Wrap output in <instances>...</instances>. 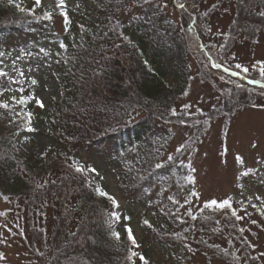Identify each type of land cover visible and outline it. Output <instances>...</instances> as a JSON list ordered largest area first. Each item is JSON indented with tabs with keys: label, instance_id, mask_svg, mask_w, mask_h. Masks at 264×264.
<instances>
[{
	"label": "trees",
	"instance_id": "1",
	"mask_svg": "<svg viewBox=\"0 0 264 264\" xmlns=\"http://www.w3.org/2000/svg\"><path fill=\"white\" fill-rule=\"evenodd\" d=\"M57 2L48 0L35 8L34 0H0V61L5 63L9 54L50 55L57 66L59 96L51 98L49 109L33 113L27 101L0 111V198L23 199L31 211L49 206L55 212L48 236L40 237L38 227L32 231L40 242L39 263L142 264L139 257H146L127 240L130 227L124 210L113 209L109 200L96 194L97 188L107 192L103 175L88 171L92 165L72 151L78 144L91 143L90 149L102 154L113 169L123 196L148 210L141 225L149 240L169 250L177 248L175 264H185L186 253L205 249L208 263L214 257L219 264H263L245 237L246 231L256 237L257 233L239 231L233 208L192 205L193 177L182 157L214 120L241 108L264 107V89L214 70L200 50L201 45L214 63L264 84L257 70L243 74L211 50L206 25L211 14L227 12L230 41L239 36L252 40L264 29L259 15L264 0H85L86 6L77 2L73 9L66 0L68 23L61 32L55 22L64 18ZM207 2L211 5L205 12H196ZM165 5L180 13V24L164 11ZM30 9H35L32 15ZM45 11L51 19H44ZM191 60L199 68L200 81L209 82L220 96L218 105L202 109L178 104L191 82ZM217 74L230 82L222 92L215 83ZM2 82L10 84L7 77L0 79V88ZM26 120L53 138V148L42 159L22 160L13 144L12 134L24 132ZM179 127L190 134L179 146L183 150L175 151L169 161L172 129ZM157 164L162 167L157 169ZM76 166L82 171L76 172ZM149 191H155L153 199L147 198ZM256 211L264 222V211ZM113 232L120 234L119 240ZM129 249L136 252L131 261Z\"/></svg>",
	"mask_w": 264,
	"mask_h": 264
},
{
	"label": "rangeland",
	"instance_id": "2",
	"mask_svg": "<svg viewBox=\"0 0 264 264\" xmlns=\"http://www.w3.org/2000/svg\"><path fill=\"white\" fill-rule=\"evenodd\" d=\"M42 1L47 2V0ZM164 1L167 2V0ZM77 2H81L84 6L87 5L85 0H68L71 8H74ZM210 5L211 2L202 4L196 12L202 14ZM163 9L174 22L180 24V13L175 8L165 5ZM55 23L57 30L61 32L64 19L57 18ZM229 23L230 16L227 12L211 14L206 23L209 26L207 42L211 50L215 54L216 50L227 65L235 67L236 64H240L249 69L248 73L257 70L259 74L261 67L264 66L259 63L264 61V29L260 30L256 38L252 40L239 36L230 41L226 33ZM191 26L193 27V23ZM203 54L207 61L209 56L206 52ZM4 61L5 63L0 61V70L18 79L20 83L7 85L2 82L1 87L10 88L11 91H5L3 95H0V102L7 103L13 108L15 104L11 98L15 96L17 100L20 99L22 94L17 89L22 86L26 89L23 92L24 97H34L28 100L33 113L49 109L51 98L59 96L55 60L50 55L31 57L27 54L18 58L17 55L9 54ZM191 61V82L185 97L178 104L202 109H208L211 104L218 105L220 96L213 91L209 82L200 81L199 68L195 67L193 60ZM212 66L215 70L225 72L220 67L217 68L213 64ZM20 73H23V76H20ZM217 75H215L217 78L215 83L222 92L229 87L230 82L221 75ZM240 76L235 77L243 84V78ZM33 79L36 80L35 85L31 83ZM30 83L31 86H29ZM36 99L43 103V108L36 104ZM25 126L24 132L17 131L12 134V141L20 158L22 160L42 159L53 148V138L36 123L31 124L26 120L23 127ZM172 131L173 136L167 149V155L170 156L187 140L190 134L186 127L174 128ZM90 144H78L72 151L76 153L75 157L92 165L103 175L107 193L117 200L119 209L126 213L127 225L132 229L139 245L136 250L144 251L146 255L144 258L150 260L148 264H175L179 252L177 248L169 250L149 240L147 232L141 225L144 219L143 212L147 214L148 210L144 209L141 202L135 203L133 199H126L123 196L120 189L121 183L108 161L102 154L90 149ZM237 157L240 158L239 161ZM182 160L189 167L193 177L192 205L202 207L205 202L212 200L219 202L231 198L232 208L243 217L239 222L240 226L257 233L256 237L246 231L245 237L252 246H255L254 253H258L264 264V256L260 255L264 253V231L257 227L258 225L264 227V222L257 211L255 213V208L258 211H264V107L241 108L229 117L214 120L202 138L185 150ZM241 173L248 174L242 176ZM52 176L53 173L49 174V178ZM146 196L148 199H153L155 191L146 192ZM29 207L23 199L0 198V256L3 257L0 259L1 264H40L36 256V252L40 249V242L34 240L32 231L38 227L42 233L40 237L48 236L52 230L55 212L49 206L38 207L39 212L34 209L31 211ZM147 216L151 219L149 215ZM252 221H256V225L252 224ZM207 252L209 254V251L205 249L196 251L194 254L186 253L185 264H219L214 257L208 263L205 255Z\"/></svg>",
	"mask_w": 264,
	"mask_h": 264
},
{
	"label": "snow or ice",
	"instance_id": "3",
	"mask_svg": "<svg viewBox=\"0 0 264 264\" xmlns=\"http://www.w3.org/2000/svg\"><path fill=\"white\" fill-rule=\"evenodd\" d=\"M9 2L11 3L12 0H9ZM34 5H35V8H41L42 7V0H34ZM65 6H66V0H58V2L56 3V7L59 8V9H61L60 15L64 18L65 24H67L68 23L67 13L63 11V9L65 8ZM17 7L19 8V10L21 12H24L25 11V9L22 8V7H19V5H17ZM179 7L182 9V8L185 7V5L181 3V4H179ZM33 11H35V9L28 10V15H32ZM259 15L262 16V17H264V12H260ZM51 18H52L51 14L45 11L44 12V19L48 20V19H51ZM60 47L63 48L64 45H60ZM259 63L261 65H264V61L259 62ZM215 67L219 68L220 67V64H216ZM235 67L237 69H239L240 71L244 72L245 74H247L248 71H249L248 68H245V67H243L240 64H236ZM224 71L225 72H228V74L231 75V76H237L238 75V73L235 72V71L229 72L228 69H225ZM260 75L261 76H264V66H262L261 69H260ZM20 76H23V73H20ZM6 77L9 79V81H10L11 84H19L20 83V81L18 79L12 78V77L9 76V74L7 72H5L3 70H0V79L6 78ZM31 83L33 85H35L36 84V80L33 79L31 81ZM249 83L255 84L256 81L255 80H249ZM237 87H239V85H237ZM17 90L22 95H21V97H20L19 100H17V98L15 96H13L11 98L13 104H19V105L23 106L24 104H26V102L28 100L34 99V97H32V96H29V97H24L23 96L24 88L22 86L19 87ZM5 91H11V89L10 88H8V89L0 88V95H3ZM35 102H36V104L39 107H41V108L44 107L43 103L39 99H36ZM185 107H187V106H185ZM0 109H9V105L7 103L0 102ZM172 115H176L175 110L172 111ZM182 150L183 149L181 147H178L176 149V152L179 153ZM168 160L169 161L173 160V157L172 156H169L168 157ZM237 160L239 161L240 158L237 157ZM156 167H157V169H160L162 167V165L161 164H157ZM75 171L79 173V172L82 171V169L79 166H76L75 167ZM88 171L95 172V169H88ZM247 174L248 173H241L242 176L247 175ZM189 180H191V177H189ZM95 191H96V194L99 197L106 198L107 200H109L111 202V205H112V208L113 209H118V207H119L118 202H117V200L112 195H109L107 192L103 191L100 188H97ZM193 195H196V194L193 193ZM257 199H260V197H257ZM252 206L255 207V205H252ZM204 208L205 209L215 208V209H218V210L232 209V201H231V198H227V199H224V200L219 201V202L216 201V200H212L210 202H205L204 203ZM231 215L237 221L243 219V217L239 216L235 210H232L231 211ZM262 215H264V213H262ZM111 216L116 221H119L121 219V217H119L117 215L116 211H112ZM192 218L195 219V217H192ZM147 223L148 222L145 221V224H147ZM255 223H256V221H252V224H255ZM126 231H127V240L131 242V244H132L133 247H139V245L137 244L136 239L134 238V236L132 234L131 229L130 228L129 229H126ZM239 231L241 233H243L245 231V229L241 228V229H239ZM112 235L115 237L116 240H119L120 239V234L118 232H113ZM245 244L247 245V241H245ZM249 246H251L253 248L255 247V246H252V245H249ZM128 252H129V255L127 256V260L131 261L133 259V257L136 256V252L135 251H132L131 249H129ZM260 255L261 256H264V253H261ZM249 258L250 259H254L252 257H249ZM0 259H3V257L0 256ZM139 259L142 262V264H148V261L143 256H140Z\"/></svg>",
	"mask_w": 264,
	"mask_h": 264
}]
</instances>
